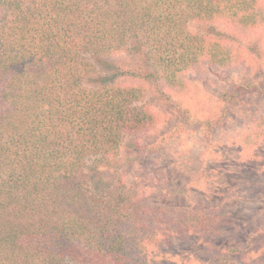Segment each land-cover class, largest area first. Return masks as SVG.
<instances>
[{"label": "trees", "instance_id": "16d2710c", "mask_svg": "<svg viewBox=\"0 0 264 264\" xmlns=\"http://www.w3.org/2000/svg\"><path fill=\"white\" fill-rule=\"evenodd\" d=\"M218 20L264 41V0H0V264H148L173 235L227 225L119 176L154 150L141 137L158 119L117 76L182 92L186 71L238 64L225 36L195 29ZM123 51L137 58L120 70ZM250 92L264 85L229 97ZM254 126L253 146L264 111Z\"/></svg>", "mask_w": 264, "mask_h": 264}, {"label": "rangeland", "instance_id": "374dc122", "mask_svg": "<svg viewBox=\"0 0 264 264\" xmlns=\"http://www.w3.org/2000/svg\"><path fill=\"white\" fill-rule=\"evenodd\" d=\"M209 27L237 50L238 64L186 71L188 87L182 92L156 90L125 73L116 78L119 84L143 86L158 119L141 137L154 150L119 176L150 203L202 210L227 221L208 235L169 237L170 244L155 249L148 264H264V137L253 146L245 136L264 111V93L229 97L241 82L264 85V41L257 32L219 20L195 29ZM136 58L123 51L112 59L124 70Z\"/></svg>", "mask_w": 264, "mask_h": 264}]
</instances>
